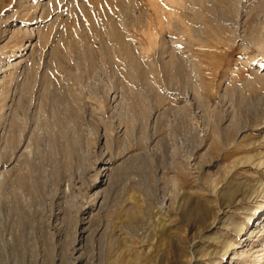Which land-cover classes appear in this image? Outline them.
Instances as JSON below:
<instances>
[{
	"label": "rangeland",
	"instance_id": "rangeland-1",
	"mask_svg": "<svg viewBox=\"0 0 264 264\" xmlns=\"http://www.w3.org/2000/svg\"><path fill=\"white\" fill-rule=\"evenodd\" d=\"M243 2L0 0V264H264V3Z\"/></svg>",
	"mask_w": 264,
	"mask_h": 264
},
{
	"label": "bare ground",
	"instance_id": "bare-ground-1",
	"mask_svg": "<svg viewBox=\"0 0 264 264\" xmlns=\"http://www.w3.org/2000/svg\"><path fill=\"white\" fill-rule=\"evenodd\" d=\"M245 1V0H244ZM263 3H264V0H261ZM247 2V1H246ZM244 2H243V0H237V9H238V11H240V8L242 7V4H243ZM41 4V3H40ZM39 4V5H40ZM234 5H236L235 3H234ZM262 5H264V4H262ZM233 8H235V6L233 7ZM244 8V7H243ZM262 9H263V7H262ZM246 11V10H245ZM240 13V12H239ZM263 14H264V12H263ZM238 15H240V14H238ZM241 16V15H240ZM236 17H237V15H236ZM228 19V18H227ZM261 25V24H260ZM13 26V25H12ZM17 28V27H16ZM14 30V29H13ZM24 30L26 31V33H29L30 35H33V34H35V32L37 31V29H36V27H34V26H28V27H25L24 28ZM39 30V29H38ZM38 32V31H37ZM263 32H264V22H263ZM2 33V32H1ZM5 33V32H4ZM3 33V34H4ZM7 33H8V31H7ZM6 33V34H7ZM37 34V33H36ZM1 37H5V35L3 36H1ZM263 38L259 41V43H258V47L260 48V50H262L263 52H264V33H263V36H262ZM153 38V37H152ZM4 40V39H3ZM246 41V40H245ZM154 43H155V41H154ZM27 44H29V43H24V45L23 46H26ZM2 45V44H1ZM4 46V45H3ZM22 46V45H21ZM28 46V45H27ZM112 47V46H111ZM23 48V47H22ZM23 49H25V48H23ZM14 53V52H13ZM12 53V54H13ZM166 53H169V52H166ZM171 53V52H170ZM170 53H169V55H170ZM172 55V54H171ZM170 55V57H172L173 55H175V54H173L172 56ZM16 56V55H15ZM27 56V55H26ZM185 56V55H184ZM176 57V56H175ZM187 58V57H186ZM251 58H253V57H251ZM25 59V58H24ZM131 60V59H130ZM135 61V60H134ZM133 61V62H134ZM137 61V60H136ZM178 61V60H177ZM183 61V60H182ZM138 62V61H137ZM168 62H169V60H168ZM17 64H18V62H16ZM20 63V62H19ZM136 63V62H135ZM178 63V62H177ZM255 63H257V61H256V59H255ZM170 64V63H169ZM176 64V63H175ZM180 64V63H179ZM258 64V63H257ZM177 65V64H176ZM256 65V64H255ZM15 66V65H14ZM17 66V65H16ZM21 66V65H20ZM169 66H171V65H169ZM21 75V74H20ZM20 77V76H19ZM23 79V78H22ZM24 80V79H23ZM24 83V82H23ZM23 83H21V84H19V83H15V84H13L12 85V89L8 92V94H7V96H10V95H12L13 96V101H14V103H12L13 105H9V108H11L12 106H14L13 107V111H12V114L14 115V116H16L17 118H19L20 119V117H21V119H22V115H20L19 116V114L21 113L22 114V112H23V110H25V105L22 103L23 102V100L21 101V97H20V92H22L23 93V91H22V88H23ZM26 84V83H25ZM1 85V84H0ZM132 89V88H131ZM130 91V90H129ZM24 94V93H23ZM80 97V96H79ZM133 97V96H132ZM9 100V99H8ZM233 101V100H232ZM131 103V102H130ZM21 106H23V108H22V111H21ZM88 106V105H87ZM6 107H7V105H4L3 107H2V110H3V117L5 116L4 114H6V116H9V114H10V112H11V110L9 111V112H6ZM210 106L207 104L206 105V109H208ZM209 110V109H208ZM29 112V111H28ZM205 112H207V111H205ZM12 115V116H13ZM233 117V116H232ZM37 118V117H36ZM28 120V119H27ZM29 121V120H28ZM24 123V122H23ZM31 124V123H30ZM27 126V125H26ZM37 127V126H36ZM231 127V126H230ZM3 130V129H2ZM8 130V129H7ZM34 130V129H33ZM24 133H25V131H24ZM24 133H21L20 135V137H21V140H24L23 138H24ZM20 137H19V139H20ZM29 138V137H28ZM29 140V139H28ZM25 141V140H24ZM25 147H27L28 146V141H26L25 142ZM31 145V144H30ZM22 146V145H21ZM31 147V146H30ZM18 150H19V148H18ZM21 151V150H20ZM264 155V152L263 153H261V155ZM264 157V156H263ZM10 160V159H9ZM263 164H264V161H261ZM256 166V165H255ZM263 214V216L261 217V218H259V219H257V220H255V219H253L252 218V215L251 216H249V221L250 222H252V223H254L255 221H257V224H255L253 227H251V234L250 235H252V234H254V233H259V238L262 236L263 237V235H264V212L262 213ZM245 229V228H244ZM257 235V234H256ZM247 238H249V237H247ZM252 238V237H251ZM257 238V237H256ZM258 239V238H257ZM261 239V238H260ZM263 242V241H262ZM240 244V243H239ZM245 244V243H244ZM259 247H261V249L260 250H258L257 251V255H256V257H257V259H258V262H260V261H262V259L264 258V243L262 244V243H260L259 245H258ZM243 247V245L242 246H240V248H242ZM259 247H257V248H259ZM245 249V248H244ZM243 248H242V250H241V252H239L238 253V255L237 256H239V254L240 255H242V256H244L245 255V253H246V249L244 250ZM236 253H237V251H236ZM242 256H239V257H242ZM246 256V255H245ZM258 264V263H257Z\"/></svg>",
	"mask_w": 264,
	"mask_h": 264
}]
</instances>
